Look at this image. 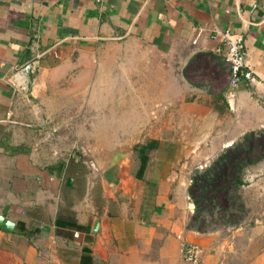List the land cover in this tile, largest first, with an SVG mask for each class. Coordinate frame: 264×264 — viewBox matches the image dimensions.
Here are the masks:
<instances>
[{
	"label": "crops",
	"instance_id": "obj_1",
	"mask_svg": "<svg viewBox=\"0 0 264 264\" xmlns=\"http://www.w3.org/2000/svg\"><path fill=\"white\" fill-rule=\"evenodd\" d=\"M219 32L242 36L253 80L193 109L229 115L236 137L264 124V0H0V218L13 223L0 224V264L136 262L152 249L177 264L183 243L209 244L188 229L175 155L160 151L173 141L142 133L174 131L177 108L190 118L180 70L223 61ZM71 159L88 165L67 175Z\"/></svg>",
	"mask_w": 264,
	"mask_h": 264
},
{
	"label": "rangeland",
	"instance_id": "obj_2",
	"mask_svg": "<svg viewBox=\"0 0 264 264\" xmlns=\"http://www.w3.org/2000/svg\"><path fill=\"white\" fill-rule=\"evenodd\" d=\"M201 60V63L199 58L192 60L189 67L180 70L181 73H184V77L178 83L179 88L190 89L187 92V98L184 100V103L192 106L190 118L187 117L186 110L183 111L177 108L176 113L178 112V114L174 117L176 124L174 131L158 132L152 129L149 132L144 131L142 133L144 139L142 141L145 143L152 137L173 141L172 148L164 147V150L160 149V151H168L167 153L175 155L176 161L173 171L177 174L176 181L182 184L183 193L188 196V202L192 205V213L185 219L186 225L188 229L206 236L209 241L206 247L190 244L189 247L197 254L193 255L192 260L189 261L184 258L185 255L182 253L177 264H264V152L261 154L262 159L257 164L246 169L244 181L247 185L238 190V197L236 193L232 194L236 198L237 206L242 204L244 207L243 212H239L237 222L235 220L231 222L228 212H214L210 215L203 214V222L199 221L193 223V225L191 224L195 214V205L192 202L190 193L197 194L196 187L193 184L197 175L214 167L221 154L225 153L228 148L243 143L248 136H254V139H256L255 146L264 144V124L257 130L239 132L236 137H233L232 135L235 133L230 129H233L234 126L229 115L223 116L222 112L214 110V113L207 114V117L202 115L203 119L200 120L198 110L200 105L211 107V103L216 102L214 96L221 94L224 96L228 88L235 89L229 85L228 71L224 60L212 59L211 61L209 57L205 62L204 57ZM193 107L198 109H193ZM80 119L83 122L84 116H80ZM133 119L129 116L120 122L118 117H114L111 125L131 126ZM233 119L237 118L233 117ZM63 130L64 128L57 135L67 134ZM83 134L90 138L93 133L86 132ZM111 134L114 135L113 138L116 141L124 139L121 136L123 134L117 135L118 132H112ZM97 136L98 133H96ZM78 139L84 141L81 133H79ZM127 139L130 138L128 137L123 141ZM227 140H230L229 145L222 147L220 144ZM251 141L249 139V142ZM106 144L113 145L109 142ZM78 151L80 152L81 148ZM89 153L86 150L80 152L79 154L82 155L80 159L88 160ZM78 165L80 170H85L88 164L84 162ZM221 170L223 173L225 172V169L221 168ZM223 182H217L218 189L222 187ZM215 194L219 197L222 196L217 192ZM231 202L232 200L229 199V203ZM237 202L240 204L238 205ZM154 252L155 249H152L150 257L145 255L143 259L136 262L122 259L107 264H139V262L140 264H163L161 260L154 259ZM100 264L104 263L101 262ZM164 264H167V262H164Z\"/></svg>",
	"mask_w": 264,
	"mask_h": 264
},
{
	"label": "trees",
	"instance_id": "obj_3",
	"mask_svg": "<svg viewBox=\"0 0 264 264\" xmlns=\"http://www.w3.org/2000/svg\"><path fill=\"white\" fill-rule=\"evenodd\" d=\"M246 138L243 143L228 148L225 153L221 154L214 167L197 175L193 183L196 187L197 194L190 193L192 202L195 205L192 225L199 221L203 222V214L210 215L214 212H228V217L231 218V222L233 220L238 221L237 217L239 216V212H243L242 209L244 207L242 204L241 206H237L236 198L232 194L236 193L237 195L238 190L247 185L244 181L246 169L257 164L262 159L261 154L264 152V144H257L255 146L256 139H254V136H248ZM249 139L252 141L249 142ZM220 167L225 169L224 173ZM72 168L73 171H78L79 165L74 164L71 159L67 163L65 171L67 175L71 173ZM221 181L224 182L222 187L218 189L217 182ZM216 192L222 194V196H217L215 194ZM229 199L232 200L231 203H229ZM216 209L217 211H215Z\"/></svg>",
	"mask_w": 264,
	"mask_h": 264
},
{
	"label": "built area",
	"instance_id": "obj_4",
	"mask_svg": "<svg viewBox=\"0 0 264 264\" xmlns=\"http://www.w3.org/2000/svg\"><path fill=\"white\" fill-rule=\"evenodd\" d=\"M212 2L214 0H207ZM213 39L219 40L222 47H224L225 52L223 59L228 71V80L231 88H236L237 85L242 81H250L253 79L251 72L246 70L245 66V52H244V40L241 35L231 34L229 32H219L212 36ZM193 43H196L195 41ZM221 49H217V53H221ZM181 239V237H178ZM182 253H184V258L191 261L192 256L197 254L188 244H182ZM193 253V254H192Z\"/></svg>",
	"mask_w": 264,
	"mask_h": 264
},
{
	"label": "water",
	"instance_id": "obj_5",
	"mask_svg": "<svg viewBox=\"0 0 264 264\" xmlns=\"http://www.w3.org/2000/svg\"><path fill=\"white\" fill-rule=\"evenodd\" d=\"M34 68H35V66H34L33 63L27 65L26 67L21 69V71L16 75V78L20 79L24 85H27L28 81H29L28 80V78H29L28 76H29L30 72H32L34 70ZM0 224H3L4 228L7 229V230H11L12 227H13V223H11L9 221H4L1 218H0Z\"/></svg>",
	"mask_w": 264,
	"mask_h": 264
}]
</instances>
